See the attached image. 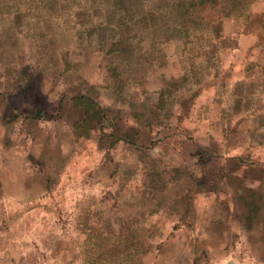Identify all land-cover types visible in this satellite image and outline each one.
<instances>
[{
    "label": "rangeland",
    "instance_id": "1",
    "mask_svg": "<svg viewBox=\"0 0 264 264\" xmlns=\"http://www.w3.org/2000/svg\"><path fill=\"white\" fill-rule=\"evenodd\" d=\"M193 8L0 0V264H264V0Z\"/></svg>",
    "mask_w": 264,
    "mask_h": 264
},
{
    "label": "trees",
    "instance_id": "2",
    "mask_svg": "<svg viewBox=\"0 0 264 264\" xmlns=\"http://www.w3.org/2000/svg\"><path fill=\"white\" fill-rule=\"evenodd\" d=\"M253 1L254 0H111L114 7L112 10L113 13L128 19L127 21L131 22L134 29L141 27L146 30H158V37L165 38H176L179 37V35L190 37L194 35L192 31L193 25L197 23L200 17L195 16L191 11L194 10L193 7L197 4L205 6L226 4L230 12L235 15H241ZM99 3L97 7L100 9L103 2ZM179 8H184L186 10L185 13L179 15L178 20H180V22L172 20L170 17L171 11H177ZM107 12H109V10ZM178 31L182 32L178 33ZM117 38L120 40V34ZM73 105L82 112V118L77 122L79 128H88L95 123L99 115L106 116L108 113L112 112H109L107 108L101 106L91 97L84 94L73 96ZM134 133L135 131L132 129L130 131L123 130L116 136L115 141H124L134 144L136 141V135Z\"/></svg>",
    "mask_w": 264,
    "mask_h": 264
}]
</instances>
